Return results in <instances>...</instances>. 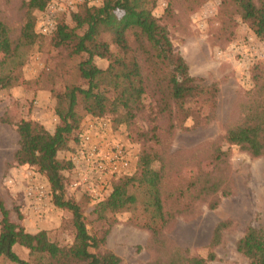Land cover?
<instances>
[{"label": "rangeland", "instance_id": "374dc122", "mask_svg": "<svg viewBox=\"0 0 264 264\" xmlns=\"http://www.w3.org/2000/svg\"><path fill=\"white\" fill-rule=\"evenodd\" d=\"M28 1L0 0V21L13 49L8 55L0 52V78L11 80V86L0 87V198L11 221L31 234L46 231L51 241L64 246L73 241L71 213L54 206L44 174L14 164L16 125L20 120H30L54 132L58 118L52 92L82 84L76 69L84 56L71 55L70 48L55 47L53 33L59 23L73 27V14L83 6L99 7L102 0H49L42 11H29ZM148 1L153 2L151 12L166 28L190 76L202 79L205 85H216L215 107L193 103L189 116L183 118L184 113L170 101L167 111L156 114L163 107L157 99L166 98L161 76L167 69L158 65L159 71L153 76L148 69L152 65L140 55L139 43L128 33L129 47L146 78L142 111L128 126L114 124L112 116L86 115L78 129L79 137L87 122L105 121L108 129L98 131L93 141L103 142L102 137L107 150L114 143L119 145L127 169L101 186V197L95 200L82 186L72 185L90 179L80 161L61 172L64 199L80 206L88 233L103 238L100 248L93 252L110 251L121 264L165 262L177 249L186 250L189 257L206 258L212 252L214 259L206 264H246L236 251V243L247 227L264 228V156L253 157L230 144L226 134L250 120L264 124V38L254 35L230 0ZM28 15L37 35L31 46L19 43ZM44 26L49 32H42ZM103 39L117 55L119 51L109 36ZM93 64L105 70L109 62L96 57ZM78 140L70 141L68 148L58 153V160L70 162ZM144 150L155 155L154 170L164 165L160 190L169 220L155 238L143 226L150 216L143 211L142 195L135 207L115 214L106 212L104 218L99 217L97 206L117 181L136 174L137 160ZM38 185L46 191L40 202L29 194ZM17 212L22 215L21 221ZM219 223L224 224L220 241L212 247L211 234ZM13 251L21 260L33 261L26 248L14 245ZM1 262L13 264L5 259Z\"/></svg>", "mask_w": 264, "mask_h": 264}, {"label": "trees", "instance_id": "16d2710c", "mask_svg": "<svg viewBox=\"0 0 264 264\" xmlns=\"http://www.w3.org/2000/svg\"><path fill=\"white\" fill-rule=\"evenodd\" d=\"M237 8L241 19L246 22L258 39L264 38V0H230ZM49 0H29V11H42ZM153 2L148 0H102L99 7L83 6L80 12L72 15L73 27L59 23L52 36L55 47L70 48L73 56H84L77 71L80 85H70L62 91L52 92L55 99L54 114L58 118L54 132L49 133L35 121L20 120L16 125L18 148L13 154L17 166H27L44 174L50 185L54 206L71 213L73 241L61 246L51 241L46 231L28 233L22 225L11 221L9 211L0 198V264L5 259L13 264H121V259L110 251L98 250L102 239L90 235L80 206L72 200L64 199V186L61 172L70 169L71 162L58 160V153L68 148L72 140H77L78 129L86 115L94 117L112 116L114 124H126L133 121L143 109V97L147 91L146 78L143 75L138 57L131 51L127 41L132 33L139 43L140 55L152 67L148 68L155 76L158 65L167 69L161 76L165 84L166 98L157 99L163 107L156 110L161 114L170 108V101L184 117L189 116V106L200 103L215 107L218 89L215 84L205 85L200 78L190 76L188 67L175 52L169 40L167 30L152 14ZM28 15L20 37V45L31 46L37 35L33 31L34 22ZM109 36L118 49L115 55ZM0 52L10 54L11 40L7 29L0 21ZM131 52V54H130ZM130 54V55H129ZM105 58L109 64L105 70L93 64L94 58ZM17 78H14L16 80ZM11 80L0 78V87H9ZM155 107V106H154ZM195 114V113H194ZM226 140L248 151L251 156H264V124L253 120L227 131ZM156 160L146 150L137 160L136 174L117 181L109 196L100 201L99 217L104 213L115 214L136 206L142 195L143 211L150 219L143 225L152 236H159L161 228L169 220L161 198L162 165L159 170L152 168ZM140 188L135 191L133 188ZM17 219L22 215L17 212ZM224 224L219 223L213 229L210 245L216 246ZM19 245L28 250L33 261L21 260L13 251ZM236 251L244 257L246 264H264V228L249 226L236 243ZM187 251L175 250L165 262L150 264H206L214 259L209 252L206 258L186 256Z\"/></svg>", "mask_w": 264, "mask_h": 264}, {"label": "built area", "instance_id": "2783aa9c", "mask_svg": "<svg viewBox=\"0 0 264 264\" xmlns=\"http://www.w3.org/2000/svg\"><path fill=\"white\" fill-rule=\"evenodd\" d=\"M42 32H49V30L44 26ZM95 124H98V127H94ZM108 127L105 121L99 123L95 121L87 122L79 134L74 152L70 153L69 156L72 165H77L81 161L90 178L89 181L85 179L84 182H74L72 185L75 188L82 186L83 191L95 200L101 197V186H105L110 178L122 175L127 169L126 166H128L123 149L119 145L112 143V147L107 150V146L103 144L105 140L100 135L98 137H101L100 140L103 142L93 141L94 135H97L98 131L103 133ZM45 192L44 187L38 185L34 186L29 194L37 202H40L45 197Z\"/></svg>", "mask_w": 264, "mask_h": 264}]
</instances>
